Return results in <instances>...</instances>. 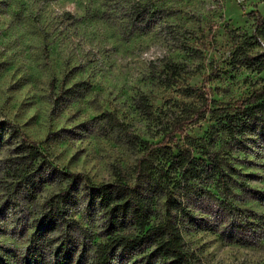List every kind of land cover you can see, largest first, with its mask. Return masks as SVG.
I'll return each mask as SVG.
<instances>
[{"label": "rangeland", "instance_id": "obj_1", "mask_svg": "<svg viewBox=\"0 0 264 264\" xmlns=\"http://www.w3.org/2000/svg\"><path fill=\"white\" fill-rule=\"evenodd\" d=\"M254 13L264 18V0H0V264H57L60 255L96 264L99 213L86 220L69 212L89 223L92 244L33 238L46 201L66 186L49 178L58 171L81 175V185L111 184L117 174L132 181L143 151L176 124L264 86V72L231 62V32L250 37ZM13 127L38 144L40 170ZM227 128L210 116L182 128L164 146L169 172L150 170L170 177L177 197L188 195L183 205L202 223L175 216L188 264H264V140ZM179 151L180 170L169 160ZM190 169L202 174L186 190L180 180ZM164 202L156 200L151 225L164 220ZM126 253L117 250L111 264L169 262L152 247Z\"/></svg>", "mask_w": 264, "mask_h": 264}, {"label": "trees", "instance_id": "obj_2", "mask_svg": "<svg viewBox=\"0 0 264 264\" xmlns=\"http://www.w3.org/2000/svg\"><path fill=\"white\" fill-rule=\"evenodd\" d=\"M252 16L254 31L250 37L246 35L239 37L235 35L236 31L231 32L232 40L237 41L231 62L234 66L264 72V49H260V42L264 43V18L255 13ZM206 116H210L212 120L226 121L230 136L257 132L264 140V86L234 106L209 108L203 105L192 119H185L176 124L160 143L151 145L148 150L143 151L144 154L135 164L132 181L117 174L111 184L93 185L87 181L81 185V181L84 180L81 175L55 171L56 173L49 176L50 181L58 180L60 184L66 186L46 201V210L37 223L38 229L33 238L44 240L47 238L49 243H52L54 239L49 238L51 235L57 234L64 239L74 235L80 239V245L92 244L94 235L89 223L81 224L69 212L71 210L81 212L80 218L86 220L92 219L96 212L100 214L102 220L96 236L102 241L93 243V246L97 247L96 264H111V257L117 250H120L121 255H125L128 254L126 252L145 247H152L153 255L169 261L168 264H188L183 250V239L174 221L175 216L181 215L183 221L196 228H202V223L183 205V199H188V195L184 193L177 197L176 187L170 181V177L166 180V175L165 178L155 176L150 170H155V173L157 171L163 173L165 170L169 172L170 168L166 167L169 162L166 159L167 155L162 154L166 148L165 144L170 137L180 133L182 128L203 121ZM5 125L0 123V131L5 130ZM13 130L21 137L20 149L24 153V158L29 159L30 165L40 170L46 164V160L38 144L24 137L16 127H13ZM180 152L176 156L169 154L170 162L178 164L179 170L182 164H185ZM208 171L211 176L216 174L214 168L208 167ZM201 174L196 170H186L182 172L180 181H185L187 190L189 180H196ZM80 189L85 190L86 194L83 195ZM160 196L165 199L163 205L165 217L158 224L151 225L156 200ZM231 215L230 218L233 217ZM68 240L70 239L60 246L62 250L63 247H68ZM1 259L0 255V261ZM32 261V264H42L37 258H33ZM57 264L70 262L60 255Z\"/></svg>", "mask_w": 264, "mask_h": 264}]
</instances>
